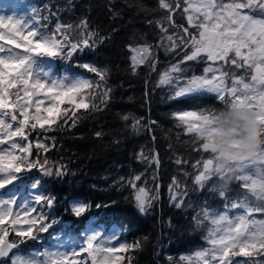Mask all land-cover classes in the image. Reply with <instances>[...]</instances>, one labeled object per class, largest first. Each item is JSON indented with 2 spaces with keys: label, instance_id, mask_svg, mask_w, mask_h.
Instances as JSON below:
<instances>
[{
  "label": "snow or ice",
  "instance_id": "snow-or-ice-1",
  "mask_svg": "<svg viewBox=\"0 0 264 264\" xmlns=\"http://www.w3.org/2000/svg\"><path fill=\"white\" fill-rule=\"evenodd\" d=\"M158 8L166 15L149 24L155 23L159 28L160 40L155 45L146 42L129 46L132 73L141 66L157 71V49L163 48L166 53L181 57L159 76V85L170 89V100L195 101L203 93H212L225 105L250 109L264 119V0H158ZM30 12L32 15L19 17L0 15V264H88L84 254L91 264H121L125 257L120 253L138 249L141 244L135 241L107 246L119 239V231L106 239L101 232H90L82 246L71 250H61L62 245L27 253L22 249L30 242L43 245V234L52 236L50 230L62 224L52 215L56 197L44 187L42 177L63 178L67 172L63 165L50 164L46 153L55 147V138L47 134L66 126L75 127L81 110L98 111L101 104L107 107L111 99L107 69L80 64V68L98 78L93 80L67 74L59 77L50 66L45 68L42 64V58H71L93 49L98 34L90 29L87 19L78 25L57 23L50 34L35 19V8ZM177 14L187 26L176 23ZM73 33L78 37L75 40ZM189 62H204V74L185 76L184 66ZM120 118L130 120L127 114ZM173 118L186 133L202 142L203 151L211 153V157L217 153L215 143L209 139L215 131L210 130L215 113L182 110L173 113ZM131 119L132 131L139 133L142 118ZM33 133L37 134L34 140ZM101 135L96 133L97 137ZM224 155L221 153L215 162L213 158L205 159L202 166L198 161L194 185L204 189L212 182L211 191L227 199L226 191L217 187L218 165ZM137 159L159 165L158 156L145 154L143 149ZM255 165L252 162L247 168ZM34 169L42 176L30 178L28 190L22 192L23 174ZM140 180L141 176L136 175L127 184L136 192L138 212L146 214L156 197L137 186ZM237 181L242 182L247 193L250 187H256L247 169ZM177 183L173 179L176 192L170 200L179 209L185 204L186 192L180 191ZM90 207L89 203L74 200L70 213L81 217ZM256 213H264V205L253 206L247 195L244 200L227 203L223 212L204 207L193 218L194 224L200 227L208 221L213 227L206 237L210 247L195 253L200 264H264V219H255ZM52 238L59 240L58 236ZM179 259L191 260L186 256Z\"/></svg>",
  "mask_w": 264,
  "mask_h": 264
},
{
  "label": "trees",
  "instance_id": "trees-1",
  "mask_svg": "<svg viewBox=\"0 0 264 264\" xmlns=\"http://www.w3.org/2000/svg\"><path fill=\"white\" fill-rule=\"evenodd\" d=\"M11 1L15 4L12 11L22 16L32 15L30 9L35 8V19L50 34L57 23L78 25L81 20L87 19L90 29L98 34L95 47L71 58H42V64L45 68L50 66L59 77L67 74L93 80L98 78L80 68V64L90 63L107 69L106 84L111 90L107 107L101 104L98 111L85 113L81 110V119L75 127L66 126L47 134L55 138V147L46 153L50 164L63 165L67 172L63 178L42 177L44 187L56 197L52 215L62 224L50 230L52 236L43 234V245L30 242L22 246L23 251L27 253L36 248L57 245L59 240L53 239V236L61 238L68 235L79 239L82 244L91 231L103 235L119 231V239L111 241L114 245L135 241L141 244L138 249L120 253L125 257L121 264H200L195 253L208 248L205 238L212 225L204 221L202 226L196 227L193 218L204 207L223 212L227 203L244 200L246 195L253 206L259 204L242 188V182L237 181L240 171L228 187H223L217 180V187L226 191L227 199L211 191L212 182L204 189L194 185V176L199 171L197 162L200 161L201 166L202 161L208 158H213L215 162L216 154L211 157V153L203 151L200 147L202 142L186 133L183 126H178L173 113L182 110L216 113L225 104L212 93H203L195 101L169 99L170 89L159 85V76L181 57L159 48L157 71L153 72L147 66H141L135 74L130 70L129 46L146 42L155 45L160 40L159 28L155 23L149 24V21L160 20L166 15L158 8V0ZM4 2L7 3V0ZM42 17H47V20ZM175 21L178 25L187 26L186 20L179 14L175 16ZM72 35L74 40L78 38L75 33ZM206 66L204 62H189L184 66L185 76L203 75ZM126 114L130 116L129 121L120 118ZM131 117L142 118L143 127L139 133L132 131ZM97 132L102 135L97 137ZM36 135L32 134L33 140ZM141 149L145 154L157 155L159 165L140 162L137 156ZM177 160L182 163L177 164ZM226 163L227 160H222L218 165L217 175H224L222 168ZM246 169L254 179L264 177L259 169ZM136 175L141 176L137 186L144 187L150 197H156L153 207L146 214L138 212L136 192L127 184ZM41 176L35 169L24 173L22 192L28 190L30 178ZM173 179L178 182L180 191L186 192L185 204L179 209L170 200L176 192V187L172 186ZM19 186L20 182L17 183ZM74 200L89 203L91 207L81 217H75L70 213ZM254 218L264 219V213H256ZM64 225L71 227L65 228ZM181 256L191 260L180 261Z\"/></svg>",
  "mask_w": 264,
  "mask_h": 264
},
{
  "label": "clouds",
  "instance_id": "clouds-1",
  "mask_svg": "<svg viewBox=\"0 0 264 264\" xmlns=\"http://www.w3.org/2000/svg\"><path fill=\"white\" fill-rule=\"evenodd\" d=\"M213 128L209 139L215 143L216 154H225L222 160H227L224 175H218L223 187L230 186L238 172L252 162L264 173V119L250 109L228 104L215 113L210 130ZM255 181L256 187H250L249 193L257 204L264 205V177Z\"/></svg>",
  "mask_w": 264,
  "mask_h": 264
},
{
  "label": "rangeland",
  "instance_id": "rangeland-1",
  "mask_svg": "<svg viewBox=\"0 0 264 264\" xmlns=\"http://www.w3.org/2000/svg\"><path fill=\"white\" fill-rule=\"evenodd\" d=\"M14 5H15V4H14L11 0H7V3H5L4 0H0V15H5V16H7V15H13V14H15L17 17L22 16V15H20V14H16V13H14V12L12 11ZM18 12L20 13L21 10L18 9ZM218 156H219V155L216 154V157H218ZM216 157H215V160H216ZM221 163H222V160L219 161V164H221ZM246 168H247V167L241 169V170H240V173H241L242 171H245ZM252 179H253V180H256V179H254V178H252ZM212 227H213V226H212ZM211 229H212V228H211ZM91 232H93V231H91ZM89 233H90V232H89ZM89 233H88V234H89ZM113 233H114L113 231H110V232L104 234L103 236H104L105 239H106L107 237L112 236ZM207 236H208V234H207ZM207 236H206V237H207ZM62 239H63V241H68V243H70V244L57 243V245H62L61 250H71L72 248H78V247H76V246L73 247L72 245L78 243L79 240H76V239H73V238H69L67 235L62 236ZM70 240H71V241H70ZM205 240L207 241L206 238H205ZM207 244H208V242H207ZM80 245H83V243L80 244ZM113 245H114V244L111 243V242H109V243L107 244V246H113ZM79 247H80V246H79ZM209 247H210V245L208 244V248H209ZM89 260H90V259H89Z\"/></svg>",
  "mask_w": 264,
  "mask_h": 264
}]
</instances>
